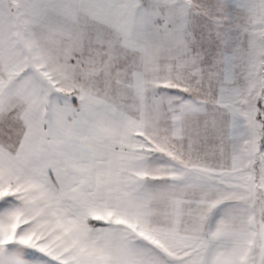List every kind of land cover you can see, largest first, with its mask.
Masks as SVG:
<instances>
[{"label":"snow or ice","instance_id":"obj_1","mask_svg":"<svg viewBox=\"0 0 264 264\" xmlns=\"http://www.w3.org/2000/svg\"><path fill=\"white\" fill-rule=\"evenodd\" d=\"M0 264H264V0H0Z\"/></svg>","mask_w":264,"mask_h":264}]
</instances>
